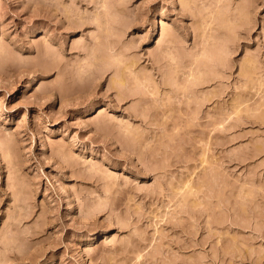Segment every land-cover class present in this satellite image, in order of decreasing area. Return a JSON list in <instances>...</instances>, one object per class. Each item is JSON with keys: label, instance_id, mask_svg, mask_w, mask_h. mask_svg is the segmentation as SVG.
Returning a JSON list of instances; mask_svg holds the SVG:
<instances>
[{"label": "rangeland", "instance_id": "rangeland-1", "mask_svg": "<svg viewBox=\"0 0 264 264\" xmlns=\"http://www.w3.org/2000/svg\"><path fill=\"white\" fill-rule=\"evenodd\" d=\"M0 264H264V0H0Z\"/></svg>", "mask_w": 264, "mask_h": 264}]
</instances>
